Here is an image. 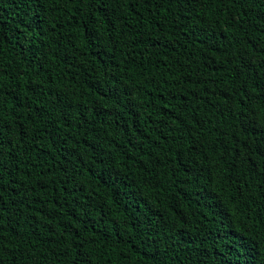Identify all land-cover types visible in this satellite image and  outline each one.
<instances>
[{
  "label": "trees",
  "instance_id": "trees-1",
  "mask_svg": "<svg viewBox=\"0 0 264 264\" xmlns=\"http://www.w3.org/2000/svg\"><path fill=\"white\" fill-rule=\"evenodd\" d=\"M0 264H264V0H0Z\"/></svg>",
  "mask_w": 264,
  "mask_h": 264
},
{
  "label": "snow or ice",
  "instance_id": "snow-or-ice-1",
  "mask_svg": "<svg viewBox=\"0 0 264 264\" xmlns=\"http://www.w3.org/2000/svg\"><path fill=\"white\" fill-rule=\"evenodd\" d=\"M37 4H39L40 0H36ZM0 179H2V176H0Z\"/></svg>",
  "mask_w": 264,
  "mask_h": 264
}]
</instances>
